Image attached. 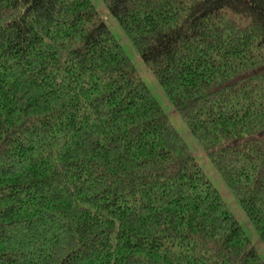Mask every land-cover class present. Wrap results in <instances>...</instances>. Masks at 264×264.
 <instances>
[{"label":"trees","instance_id":"trees-1","mask_svg":"<svg viewBox=\"0 0 264 264\" xmlns=\"http://www.w3.org/2000/svg\"><path fill=\"white\" fill-rule=\"evenodd\" d=\"M264 244V0H101ZM0 264H264L90 0H0Z\"/></svg>","mask_w":264,"mask_h":264},{"label":"rangeland","instance_id":"rangeland-1","mask_svg":"<svg viewBox=\"0 0 264 264\" xmlns=\"http://www.w3.org/2000/svg\"><path fill=\"white\" fill-rule=\"evenodd\" d=\"M90 1L93 4L95 10L97 11L99 17L106 23V26L108 27L114 38L118 41V43L121 45V47L129 57L137 75H139L141 79L145 82L151 95L156 99L163 113L168 117L172 126L175 128L179 136L187 144L190 153L194 157L195 161L199 164L206 176L209 178L214 187L220 193L221 198L226 203L228 209L233 214L238 224L245 232L251 245L256 250L258 256L264 262V244L259 240L257 233L245 217L244 213L238 206L236 200L229 193L228 189L225 187V185L213 169V166L206 157L202 147H200L195 138L190 135L180 116L177 114V112L173 109L171 104L166 99L161 88L152 76L147 64L141 60L138 53L135 51V49L123 33L121 27L118 25L115 18L108 12L106 7L103 5L102 1Z\"/></svg>","mask_w":264,"mask_h":264}]
</instances>
